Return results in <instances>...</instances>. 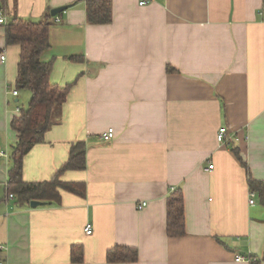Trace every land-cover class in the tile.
<instances>
[{
	"label": "crops",
	"instance_id": "crops-1",
	"mask_svg": "<svg viewBox=\"0 0 264 264\" xmlns=\"http://www.w3.org/2000/svg\"><path fill=\"white\" fill-rule=\"evenodd\" d=\"M138 1L111 0L110 22L92 25L85 0H0L6 24L68 7L41 60L52 63V85H73L24 157L23 181H50L76 142L86 163L60 176L83 183V196L60 190L58 203L36 207L9 197L10 122L31 95L14 88L20 48L5 44L0 25V264H72L74 245L81 264H249L237 256L264 264V204L248 185L264 184V0ZM220 128L226 145L216 141ZM176 189L183 237L166 232ZM114 247L136 250L137 261L108 263Z\"/></svg>",
	"mask_w": 264,
	"mask_h": 264
},
{
	"label": "trees",
	"instance_id": "trees-1",
	"mask_svg": "<svg viewBox=\"0 0 264 264\" xmlns=\"http://www.w3.org/2000/svg\"><path fill=\"white\" fill-rule=\"evenodd\" d=\"M86 20L92 25L107 24L111 20V0H85ZM68 8V7H67ZM48 9L41 20L33 23L14 18L5 25L4 40L7 46L17 45L20 48L17 65V76L14 83L16 90H28L30 101L25 109H19L10 122V128L16 133L17 141L12 147L11 165L8 171V194L16 198L20 205L31 202L60 201V190L83 196V183H66L60 176L69 170L85 169V144L76 142L71 145L67 161L59 168L50 181L27 183L22 179V163L32 146L44 141V136L59 115L73 83L64 87L52 85L49 76L51 62H43L41 55L50 47L49 30L56 24ZM71 61L81 60V57H69ZM235 157L246 167L236 149L232 150ZM250 189L259 192L264 204V184L248 179ZM166 232L169 237L185 235V214L183 194L180 189L169 193L166 201ZM72 264L82 263V247L74 245L70 250ZM108 263H134L137 252L126 247H114L107 251ZM249 264H261V261L251 257Z\"/></svg>",
	"mask_w": 264,
	"mask_h": 264
},
{
	"label": "built area",
	"instance_id": "built-area-1",
	"mask_svg": "<svg viewBox=\"0 0 264 264\" xmlns=\"http://www.w3.org/2000/svg\"><path fill=\"white\" fill-rule=\"evenodd\" d=\"M149 0H139L138 1V5L139 6H143L145 5L146 3H148ZM60 20L58 17H56L54 19V22L55 23H58ZM6 24V21H5V18H4V15L2 13V11L0 10V25H4ZM4 59V56L2 55L1 56V60ZM9 93H11L13 96H16L17 95V91L15 89H9ZM17 112H19V109H16ZM114 130L113 128H109L106 133H104L102 135V139L105 140V141H109V140H112L114 138ZM216 141L218 144L220 145H226L228 143V138L226 137V129L225 128H220L217 132V135H216ZM1 156H4V154L1 152L0 150V157ZM208 170H212L213 169V165H209ZM10 198H12L13 196L12 195H9ZM254 197H255V193L253 191H250L249 193V200H248V203L250 205H252L254 203ZM147 205L146 202H141L140 204H138L136 206V209L137 210H140L142 208H144L145 206ZM92 232V227L91 226H86L85 229H84V233L86 235H90ZM0 249H2V247L0 246ZM235 261L236 262H249L250 261V258H246V257H242V256H237L235 257Z\"/></svg>",
	"mask_w": 264,
	"mask_h": 264
},
{
	"label": "water",
	"instance_id": "water-1",
	"mask_svg": "<svg viewBox=\"0 0 264 264\" xmlns=\"http://www.w3.org/2000/svg\"><path fill=\"white\" fill-rule=\"evenodd\" d=\"M66 9H67V6H62V7H58V8L52 9L51 12H50V15L52 17H54V16H56L58 14L63 13ZM30 205H31V207H36L37 205H39V203L31 202Z\"/></svg>",
	"mask_w": 264,
	"mask_h": 264
},
{
	"label": "rangeland",
	"instance_id": "rangeland-1",
	"mask_svg": "<svg viewBox=\"0 0 264 264\" xmlns=\"http://www.w3.org/2000/svg\"><path fill=\"white\" fill-rule=\"evenodd\" d=\"M20 91H24V90H19V92ZM24 93V92H23ZM29 101H30V99H29ZM29 101H28V103H27V105H25L23 102H21L20 104H19V106L21 107L20 109H25V108H27V106H28V104H29Z\"/></svg>",
	"mask_w": 264,
	"mask_h": 264
}]
</instances>
